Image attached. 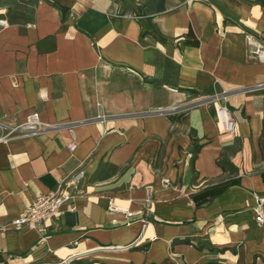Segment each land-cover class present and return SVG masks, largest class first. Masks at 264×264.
<instances>
[{
	"label": "crops",
	"instance_id": "obj_1",
	"mask_svg": "<svg viewBox=\"0 0 264 264\" xmlns=\"http://www.w3.org/2000/svg\"><path fill=\"white\" fill-rule=\"evenodd\" d=\"M0 18V264H264V0H0ZM34 112L39 133L8 134ZM75 171V211L12 229Z\"/></svg>",
	"mask_w": 264,
	"mask_h": 264
},
{
	"label": "built area",
	"instance_id": "obj_2",
	"mask_svg": "<svg viewBox=\"0 0 264 264\" xmlns=\"http://www.w3.org/2000/svg\"><path fill=\"white\" fill-rule=\"evenodd\" d=\"M0 27L6 28L7 22L0 18ZM250 47L249 55L256 61L264 63V43L248 39ZM218 124L226 133H232L235 129V121L232 113L226 106H220L217 109ZM41 122L39 114L34 112L27 116L26 121L9 129L8 134L35 135L41 131ZM72 142L69 144V151H74L76 145L74 143L72 132H70ZM6 137L0 138V141ZM7 139V138H6ZM82 172L75 171L66 178L60 180L56 188L45 194L36 196L31 203L17 216L12 222V229L21 231L25 228L41 231L45 229L52 218L58 217L61 214V209L66 208L70 212L75 211L74 201L77 197L82 196L80 190V182ZM26 185V184H25ZM107 210L110 212L125 213L127 219L134 217L132 212L125 208L116 207L113 200L107 202ZM252 212L255 214V222L259 225H264V196H256L255 204L252 207ZM151 214V200L146 199L141 210L142 231L145 230ZM132 245V244H131ZM127 246V247H131Z\"/></svg>",
	"mask_w": 264,
	"mask_h": 264
}]
</instances>
